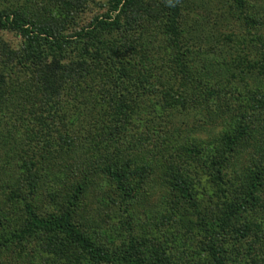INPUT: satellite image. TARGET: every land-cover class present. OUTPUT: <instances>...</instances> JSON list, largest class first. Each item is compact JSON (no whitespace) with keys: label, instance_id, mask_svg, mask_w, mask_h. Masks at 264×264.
<instances>
[{"label":"trees","instance_id":"obj_1","mask_svg":"<svg viewBox=\"0 0 264 264\" xmlns=\"http://www.w3.org/2000/svg\"><path fill=\"white\" fill-rule=\"evenodd\" d=\"M20 1L0 0L20 38L0 40V264H264V6Z\"/></svg>","mask_w":264,"mask_h":264},{"label":"rangeland","instance_id":"obj_2","mask_svg":"<svg viewBox=\"0 0 264 264\" xmlns=\"http://www.w3.org/2000/svg\"><path fill=\"white\" fill-rule=\"evenodd\" d=\"M28 1L30 2V4H28V2H26V1H22V2L20 1L19 2V5H23V6L27 7L31 11L32 14L33 13L39 14L40 11H41V9H42V6H44L43 3L45 1L44 0H43L44 2L43 1L42 2H39L38 0H28ZM263 1L264 0H258L256 2V6H258V7L260 5H263L264 6V4H262ZM253 3H255V1ZM31 7H32V9H31ZM83 14H84L83 16L81 14V16L79 17L80 18L79 20H76V21H78L77 23H79V25L88 23L89 18L92 16V14L90 13V10L87 13L84 12ZM0 40L3 43L11 46L14 49L18 48L19 45H20V38L18 36H16L15 34H13V33H7V32L2 33V32H0ZM213 56H215V54ZM214 60H212V58H211V61H214ZM218 71L219 70H215V72H218ZM190 87L193 88L192 86H190ZM188 94L193 97L195 95L197 96L198 95V92L196 90H193L192 95H191V92L189 91V89H186V90L181 91V95L185 99H189L188 98ZM176 99L179 100V96L176 97ZM216 105H215V102L214 101H211V102L208 103L209 108L211 110H214V111L217 110L216 109ZM205 107L206 106L204 105L203 107L200 106V108L199 107L198 108H199L200 111H203V110H205ZM175 110H179L178 112H180V109L176 108V109H174L173 113H175ZM186 112H187L188 115L196 114V110L195 109L194 110H188L187 109ZM170 113H171V111H170ZM176 116H177V114H175V117ZM183 118L184 117H182V116H179V115L177 116L176 120L174 121V127L175 128H178V127L182 128L181 123L184 120ZM202 124H203L204 127L202 125H200V124H197V126L195 127V129L192 128V130L190 129V125L189 126L188 125H185L184 126L185 127L184 134L185 133L189 134V133L193 132V130H194V134L196 136H198L199 139H201V140H203L205 138L207 140L210 139L209 133H208V131H210V128L207 127L206 124H204V123H202ZM174 127H172V129ZM260 129L263 130V128H259V125H257L256 126V131L257 132H261ZM261 134H262V132H261ZM93 135H94V133L93 134H90V136H93ZM17 137H18V135H17ZM251 152H252V149L249 148L247 154H250ZM148 197L145 200H142L141 204L138 207V209H139L138 210V213H140L139 214L140 215V218L141 219H144V220L146 219L145 217L146 216H149L151 213H152V215H154L156 213V210L158 209V203L161 200L163 201L164 193L161 192V191H160V193H153V191H149ZM163 212H164V210H163ZM148 221H149V223H151L150 220H148ZM150 228L151 229H154V226H152ZM189 236H191V237H193L195 239V236L196 235H195V233H190Z\"/></svg>","mask_w":264,"mask_h":264}]
</instances>
